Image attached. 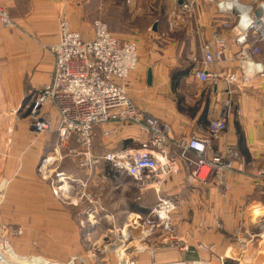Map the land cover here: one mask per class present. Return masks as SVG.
<instances>
[{
  "label": "crops",
  "instance_id": "1",
  "mask_svg": "<svg viewBox=\"0 0 264 264\" xmlns=\"http://www.w3.org/2000/svg\"><path fill=\"white\" fill-rule=\"evenodd\" d=\"M187 1L191 0H132L127 5L119 0H0L16 24L13 30L0 24L9 32L0 29V109L11 110L12 105H21L50 81L55 61L51 49L59 42L61 20H67L70 28L85 41L94 38V21L105 22L118 39L136 42L139 53L141 49L138 71L127 84L130 99L141 111L167 123L174 137L189 139L206 136L210 121L221 115L227 102H232L228 131L216 142L215 148L223 151L232 146L241 156L237 168L242 171L226 174L225 187L213 182L211 177L206 184L195 182L192 191L186 185L185 170L166 181L163 194L181 201L179 213L182 215L176 214L174 225L189 250H181L184 245L181 241L168 240L164 244L163 238L155 236L147 241L148 251L139 254L137 264H222L221 260L223 264H251L246 263V257L257 253V248L253 244L241 256L236 238L253 228L248 221L255 208L264 212V180L258 184L252 178L254 170L264 169V77L256 76L249 84L241 80V63L235 59L240 51L235 41L237 32L222 28V21L217 19L223 17L218 14L216 2L192 0L197 2L194 19L186 20L179 30L172 32L170 16ZM149 3L151 8L147 6ZM141 17L152 21L153 30L157 24V30L151 35L145 33L132 38L121 31L127 28V20L132 24ZM216 33L224 37L231 53L220 61L214 60L208 65V71L216 75L238 74L236 86H229L225 81H220L218 86L212 81L203 83L196 76L203 67L204 46L214 41ZM144 47L146 50L142 51ZM231 58L234 59L230 61ZM256 61L264 64V56ZM149 70H152V85H148ZM137 92L142 96L133 94ZM238 110L242 112L241 117L237 115ZM108 130L113 133L104 137L103 132ZM33 136L18 133L9 151L0 141L4 173L11 174L8 179L14 182V192H10L6 203V218L16 222L10 225L22 227L24 234L29 227L40 230L38 236L45 243H65L67 254L85 253V245L67 232L74 231V226L69 224L74 221L72 212L54 199L49 183L37 174L41 160L52 156L54 151L46 149L44 140ZM137 138H142V134L135 127L99 128L94 153L103 156L133 147V140ZM55 146L54 143L51 147ZM83 180L88 182L89 192L100 199L104 229L112 226L111 220L122 228L132 215L144 214L133 180L116 172L109 163L102 162L92 173H84ZM155 196L152 191L145 199ZM60 208L63 212H59ZM81 215L87 216L85 210L77 214ZM261 219L264 216L256 221ZM95 229V234L103 232H98V227ZM64 238L70 240L64 242ZM25 243L20 242V246ZM203 245L210 246L211 250L203 252L200 249ZM11 250L15 253L12 245ZM117 259L114 264H119ZM257 260L252 264H258Z\"/></svg>",
  "mask_w": 264,
  "mask_h": 264
},
{
  "label": "built area",
  "instance_id": "2",
  "mask_svg": "<svg viewBox=\"0 0 264 264\" xmlns=\"http://www.w3.org/2000/svg\"><path fill=\"white\" fill-rule=\"evenodd\" d=\"M123 1L127 5L132 3V0ZM204 2H217L220 14H237L239 18L235 26L226 21L221 24L223 29L237 32L235 41L240 51L235 59L241 63L243 83H251L256 76L264 77V64L256 61L264 47V2L255 10L241 4V0ZM239 4L242 6H238ZM196 8L195 1L183 3L170 16V30H179L185 22L184 17L188 14L191 16ZM0 24L7 30L16 28L15 22L1 5ZM58 29L59 42L51 49L55 61L50 81L33 92L25 106V110L29 111L30 128L36 136L54 132L55 121L48 110L52 109L56 115L55 133L58 144L54 149V158L43 162L40 173L43 177L46 176L55 161L58 163L66 159L73 160L76 167L85 174L92 173L102 162H106L119 174L131 178L140 196L153 191L157 202L148 210L147 217L134 214L122 228L116 227L111 220L112 228L102 234L89 250L94 259L97 255L114 251L118 253L120 263L124 261L122 264H137L136 260L140 255L136 244L143 243L141 247L145 253L148 251L147 241L155 236L163 238L164 244L168 240L182 242L174 225V218L181 209V201L162 192L168 179L179 176L185 170L189 183L206 184L212 177L213 182L225 187L226 174L242 171L237 168L241 156L236 148L228 146L223 151L215 148L216 142L228 131L233 104L227 102L221 115L210 121L206 136H192L189 139L174 137L167 123L139 110L128 97L127 81L136 70L139 60L136 42L118 39L101 20L93 23L94 38L91 41H85L78 32L73 31L65 19L59 22ZM204 53L203 67L196 72L201 82L212 81L216 86L220 81H225L229 86L238 84L236 73L216 75L208 71V65L214 60L220 61L231 53L229 44L221 34L216 33L214 41L204 46ZM237 115L241 117L242 112L238 110ZM108 125L115 129L135 127L142 134V138L133 140V147L97 156L94 153L97 130ZM112 133L113 130H108L103 135L106 137ZM56 176L58 181L56 184L52 183L53 190L65 187V193L57 194L53 191L55 195L64 204L75 207L87 202L90 206L85 212L87 220L91 228H97L102 221L100 213L103 208L100 199L89 192L88 182L74 178L66 181L64 173H56ZM50 177L49 174L44 178ZM252 178L259 184L264 180V169L254 170ZM261 221L260 223H264V220ZM0 230L3 235L0 252L6 257L10 245L8 239L22 236L23 230L7 225L0 226ZM96 230L89 236L94 235ZM136 231L141 232L140 238L136 239ZM258 238L263 240L264 233L258 235L247 232L246 235L238 237L240 255L243 256ZM101 242L105 243L101 245ZM200 249L207 253L211 247L203 245ZM181 250L187 252L189 248L184 244ZM5 257H0V264H7ZM39 261L38 264H42ZM67 264H85V261L74 256Z\"/></svg>",
  "mask_w": 264,
  "mask_h": 264
},
{
  "label": "rangeland",
  "instance_id": "3",
  "mask_svg": "<svg viewBox=\"0 0 264 264\" xmlns=\"http://www.w3.org/2000/svg\"><path fill=\"white\" fill-rule=\"evenodd\" d=\"M119 1L123 2L122 0H119ZM261 2H264V0H241V4L253 7L254 10L257 9V7L260 5ZM215 4H216V8L218 10V14L223 17V19H217V20L219 22L220 21H222V22L226 21V22H229L231 25L235 26L238 22V19H239V18H237V14H235V15H222L219 12L217 2ZM147 6H148V8H151L152 5L149 3ZM253 14H254V12H253ZM194 15H195L194 13H192L191 16L188 14V16L184 17L185 21L186 20L191 21L192 19H194ZM127 21H128L127 22V25H128L127 28L123 29L121 31L124 34H128V36H130V37L131 36L136 37L139 35H144L145 33H148V35H151L154 32V30L152 28H150V26H151L150 24L152 23V21L148 20L147 18L141 17L138 19H134V23H132V24H129V20H127ZM0 29L3 32L9 33L8 31L4 30L1 25H0ZM109 30L111 32L110 28H109ZM261 49H262L261 55L259 57L264 56V47H262ZM145 50H146V48L142 51H145ZM140 53H141V49H140ZM140 53L138 52V57H139ZM259 57H257V58H259ZM138 67H139V60H138V66H137L136 70L131 74L130 78L127 81V84L129 83V81L132 80L133 75H135L137 73ZM126 88H127V94H128V85L126 86ZM136 91H139V90H136ZM133 94H135L138 97L142 96V94H140L138 92L133 93ZM128 97H129V95H128ZM130 100L132 101V99H130ZM29 101H30V97H28L25 102L21 103V105L20 104H18V105L16 104L14 106L12 105L13 108H11V110H9L6 107H2L0 109V141L3 143V147L7 151H9V149H11L14 146L13 145L14 144L13 137L17 136L18 133H29L31 135H34V132H32L30 125H29V119H28L29 111H27V109L25 110V106H26V104L29 103ZM48 112L52 115V117L55 121V124L57 125L55 112L52 109H49ZM54 129H55V127H54ZM34 136H33V138H37L39 141L44 140L46 142V145H45L46 149L51 148V150L53 149V151H54L56 146L51 147L52 144H54V143H55V145L58 144L57 133H55V131L53 133H47V134H44L42 136H36V135H34ZM70 145L72 147H76L74 144H70ZM50 158L51 159L54 158V154L52 156L44 157V159L41 160V162L39 163V166L37 168L38 176L40 177V179H42L44 181H46V179H44L43 176L41 175L40 167L45 160L50 159ZM49 171L52 173V175L50 174L51 177L49 179H47L48 181H46V182L49 183L52 190H53L52 183L56 184L58 181L56 173H64L67 177L66 181H69V179H71V178H74L76 180L80 179L83 181L84 172H81L76 167V164L73 162V160H71V159H66V160H64L62 162H58V163H56V161H55V163L49 168ZM74 175H75V177H73ZM10 176H11V174L4 173L2 159H0V200H2V203H0V226L1 225H10L12 223H14V224L16 223V222L8 221L6 218L7 215L5 213V210L7 209L6 203L9 199V194L11 191L14 192V189L12 188L14 182H12L11 180L8 179ZM194 184L195 183H189L188 181L186 183L188 189H191L192 191L194 189ZM57 186H59V185H57ZM97 186H99V184ZM221 188H223V187H221ZM137 190H138V188H137ZM138 193H140L139 190H138ZM148 193H146L142 196H140V194H139V196H138L139 204L142 205V206H140L141 207L140 210L144 211L143 212L144 214H142V215L146 216V217L149 214L147 207L151 208L153 205L155 206V204L157 202V196H155L156 198H152V199L146 198L145 199V197H146V195H148ZM188 193H190V192L188 191ZM52 196H53V191H52ZM140 197H141V199H140ZM54 199L56 200L55 197H54ZM57 201L61 203L62 207L64 209H66V211H69L70 213L72 212L74 221L70 222L69 224H70V226H71V224L74 226V231H72L70 229V231H67V232L70 234H74L77 237V238L76 237L75 238L78 239V241H80L81 243H83V246L85 245L84 246L85 247L84 248L85 253L84 252L75 253V254L73 253L74 255L67 254L65 243L64 244L45 243L44 240H42L38 236V234H41V231L38 229L34 230L33 228L29 227V228L25 229V234H24V229H23V235L22 236L8 239V240H11V245L15 251V253H14L11 250L12 254H10V255H15L19 258L17 260H15V259L14 260L11 259V260L16 261L17 263L19 261V262L24 263V264H38V260H40L39 262H41V263L48 260V261H52L55 263L67 264L74 256H79L82 259H84L85 264H114L116 258L119 259L118 253H116L114 251H110L109 253L106 252L105 254L99 255V256L97 255L96 259L92 258L93 254H89V250L91 249L92 245L99 240V238L102 234H104L106 231L110 230L112 228V226H110L109 229L105 228L106 229L105 230L103 228V223L101 221V223H99L100 225H98V228H99L98 232H100V230L103 232L102 233H96L90 237L89 235L92 234L93 230H95V229L90 227L88 220H86L87 216L85 218L82 215L80 217L77 216V214L81 213L84 210L86 212V209L90 207L88 205V203L84 202V204L80 205L79 207H75L73 205L64 204L61 198H57ZM147 204H150V206ZM256 209L260 210V208H255L254 211L251 212V210H253V208L250 209V212H251L250 213V221H248V224H250V226H253V228L250 227L249 230H245L244 232H242L243 235H246L247 232L258 234V235L264 233V226H263L264 223H260L262 221H256V218H254L255 217L254 212ZM59 212H63V210L60 208ZM179 212L180 211H178L177 216L182 215V212L181 213H179ZM145 213H147V214L145 215ZM262 214L263 215H261V217L264 216V212H262ZM177 218L179 219V217H177ZM31 223H33V222H31ZM256 223H258L259 225H257ZM24 224L30 225L29 222H24ZM175 228H177V226H175ZM136 232H137V234L135 235L136 239L140 238L141 232L140 231H136ZM2 237H3V235H2V232L0 230V245H3ZM44 239L48 240V238H44ZM68 239L70 240V238H68ZM68 239L64 238V242H66ZM237 239H238V237L236 238V243L238 241ZM22 241H25L26 243H25V245L20 246V242H22ZM55 241L58 242L57 239ZM8 242L10 244V241H8ZM14 242L15 243L17 242V243L15 244ZM142 244L136 245L139 250L142 249V247H141ZM253 244L257 248V253H254V255H251L249 253L248 256L246 257V263L252 264L255 259H258L256 262H259L261 260V258L263 257V259H262L263 261H260L258 264H264V239L262 240V239L258 238V240ZM250 256H251V258H250ZM38 257L43 258V259H39ZM144 258H145V256H144ZM221 263L223 264L222 260H221Z\"/></svg>",
  "mask_w": 264,
  "mask_h": 264
},
{
  "label": "bare ground",
  "instance_id": "4",
  "mask_svg": "<svg viewBox=\"0 0 264 264\" xmlns=\"http://www.w3.org/2000/svg\"><path fill=\"white\" fill-rule=\"evenodd\" d=\"M238 6H242L241 4H239ZM247 12V11H246ZM54 131H55V129H54ZM52 162V161H51ZM51 164V163H50ZM48 166H49V163L47 164ZM49 174H51L52 175V173L50 172V171H48V173H47V175H49ZM46 175V176H47ZM46 176H44V177H46ZM43 177V178H44ZM45 179V178H44ZM49 179V178H48ZM46 181H48L47 179H46ZM65 187H63V188H59V189H56L55 191L54 190H52V191H54L55 193H57V194H60V192H62V193H65V189H64ZM53 192V196L57 199L58 197L55 195V193ZM0 203H2V200H0ZM255 214H254V218H256V220L258 219V218H260L261 217V215H262V212H261V210H258V209H256L255 210V212H254ZM1 226H6V225H1ZM7 226H10L11 228H15V229H21V230H23V228L22 227H19V226H13V225H7ZM9 237V236H8ZM13 238V237H12ZM11 239V238H10ZM10 241V245H9V250L6 252V257H5V255H4V253L3 252H0V257H5L6 258V263L7 264H24V263H21V262H19L18 261V263L16 262V261H13L14 259L15 260H17V259H19L17 256H15V255H10V254H12V251H11V240H9ZM103 243H105V242H101V245H103ZM136 245H138V244H136ZM108 250V249H107ZM139 252V254L140 253H142L143 252V250L141 249V250H139L138 251ZM121 257V256H120ZM11 259H13V260H11ZM121 259V258H120ZM3 261V260H2ZM122 262H124V261H121V263H120V260H119V264H122ZM42 264H61V263H55V262H48V261H44V262H42ZM124 264V263H123Z\"/></svg>",
  "mask_w": 264,
  "mask_h": 264
},
{
  "label": "water",
  "instance_id": "5",
  "mask_svg": "<svg viewBox=\"0 0 264 264\" xmlns=\"http://www.w3.org/2000/svg\"><path fill=\"white\" fill-rule=\"evenodd\" d=\"M180 4H182V2H180ZM157 30V24H155L154 26V31ZM152 81H153V75H152V70H149L148 72V85H152Z\"/></svg>",
  "mask_w": 264,
  "mask_h": 264
}]
</instances>
